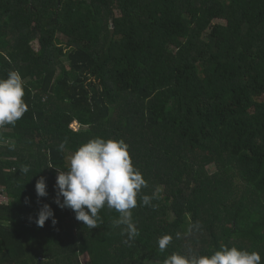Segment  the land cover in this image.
<instances>
[{
	"label": "trees",
	"instance_id": "trees-1",
	"mask_svg": "<svg viewBox=\"0 0 264 264\" xmlns=\"http://www.w3.org/2000/svg\"><path fill=\"white\" fill-rule=\"evenodd\" d=\"M11 71L29 110L0 129V264H163L224 245L264 264V0H0ZM95 138L124 140L147 181L130 244L115 209L92 229L55 203L57 168ZM44 204L57 223L39 227Z\"/></svg>",
	"mask_w": 264,
	"mask_h": 264
},
{
	"label": "clouds",
	"instance_id": "clouds-1",
	"mask_svg": "<svg viewBox=\"0 0 264 264\" xmlns=\"http://www.w3.org/2000/svg\"><path fill=\"white\" fill-rule=\"evenodd\" d=\"M25 82L18 71H11L7 79H0V129L5 125H13L29 110L23 99ZM65 143L59 145L63 150ZM129 146L124 140H105L95 138L82 145L71 157L67 171L59 168L56 188L58 189L55 203L60 208H70L76 213V219L86 227L95 229L102 223L99 212L105 205L120 213L113 221L114 226L125 225L127 239L122 243L130 244L139 235L132 220V209L137 206V196L147 181L132 162ZM21 173H28V166L21 168ZM38 197H46V178L41 176L36 182ZM63 197V200L60 199ZM152 197H141L144 205L151 204ZM52 219L56 224L54 211L50 205L44 204L36 223L43 227ZM180 238V233L176 234ZM173 237L164 235L158 240L160 251H164ZM163 264H262L258 252H248L237 247L222 246L209 255L184 256L172 253Z\"/></svg>",
	"mask_w": 264,
	"mask_h": 264
},
{
	"label": "rangeland",
	"instance_id": "rangeland-1",
	"mask_svg": "<svg viewBox=\"0 0 264 264\" xmlns=\"http://www.w3.org/2000/svg\"><path fill=\"white\" fill-rule=\"evenodd\" d=\"M35 46L37 47V44H35ZM72 128L75 129V130H85V129H87V127H83V126L79 125L77 122H75L72 125ZM159 192H162V188L159 189ZM2 201H5V200H4V197L0 195V202H2ZM184 228H185L184 230H186L188 228L187 225H185ZM87 261H88V257L84 256L82 258V262L85 264Z\"/></svg>",
	"mask_w": 264,
	"mask_h": 264
}]
</instances>
